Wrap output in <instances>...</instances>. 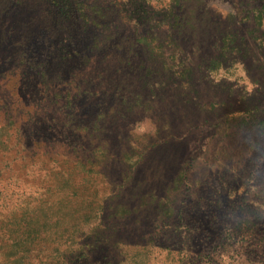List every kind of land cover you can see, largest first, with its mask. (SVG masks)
<instances>
[{
    "label": "rangeland",
    "instance_id": "obj_1",
    "mask_svg": "<svg viewBox=\"0 0 264 264\" xmlns=\"http://www.w3.org/2000/svg\"><path fill=\"white\" fill-rule=\"evenodd\" d=\"M127 1L0 0V264H264V0Z\"/></svg>",
    "mask_w": 264,
    "mask_h": 264
},
{
    "label": "trees",
    "instance_id": "obj_2",
    "mask_svg": "<svg viewBox=\"0 0 264 264\" xmlns=\"http://www.w3.org/2000/svg\"><path fill=\"white\" fill-rule=\"evenodd\" d=\"M64 1L65 0H52L50 6H55V8L57 10V13H60V12H62L65 9ZM127 2L129 3L128 10L130 11V13H129L130 15H133L135 17H142V18H145V19L150 17V15H149L150 11H148V9L146 8V6L144 4H142L140 2H135V0L134 1L133 0H128ZM118 11L119 12L120 11L121 12L124 11L123 13L124 14H127V11H125V8L118 7ZM154 15L156 17V18H154V20H155V23L157 25L163 24L162 25L163 27L165 26L166 28H169L171 31H174L175 24H176V21H177L176 20V12H175V9H169V10H167L165 12V14H164V17L160 18V20L157 19L158 16L156 14H154ZM230 40H232V39L231 38H226V36H223L221 43H222V45L223 44H226L227 45V43L231 42ZM227 48H228V46H227ZM220 49H222V48H220ZM228 51H229V49L226 52H228ZM171 61L177 62V58L174 57V56H172L171 57ZM179 64H181V61L180 60H178V65ZM154 145H156V143H152V145H150V147H152ZM94 215L98 216L97 214H94ZM94 218H95V216H90L87 219L89 221V220H92ZM54 225H56L55 227L58 228V226L60 224H58V222H56V224H54ZM73 229L75 230V229H78V228H76V227L73 226ZM78 235H79L78 236V239L80 241V243L78 245L81 247L79 249V252H81V253H79L77 255V259H76L75 264H77V262H78L79 259L89 257V253L90 252L85 253L83 251V247H85L87 245L89 246L90 251L93 252V256L94 255L97 256V255H99L101 253H106L105 252L106 250L104 248V244L102 243V239H104V234H100V230H97L95 228H91L90 230L83 231L81 229V233H79ZM70 240H72V239H70ZM91 248H93V250L96 251V252L99 250L98 253L95 254L94 251Z\"/></svg>",
    "mask_w": 264,
    "mask_h": 264
}]
</instances>
